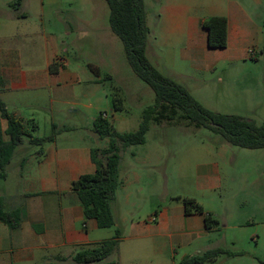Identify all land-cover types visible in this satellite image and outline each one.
I'll use <instances>...</instances> for the list:
<instances>
[{"label":"rangeland","instance_id":"1","mask_svg":"<svg viewBox=\"0 0 264 264\" xmlns=\"http://www.w3.org/2000/svg\"><path fill=\"white\" fill-rule=\"evenodd\" d=\"M18 1L0 0V51H10L12 63L25 71L46 69L57 54L66 59L68 74L77 78L54 87V102L51 88L7 92L0 83L7 101L31 106L21 113L38 123L35 135L49 137L57 126L61 144L105 148L108 141L96 142L92 135L101 115L119 133L139 131L156 94L129 63L123 41L111 28L107 1L23 0L17 5ZM146 5L152 64L208 110L264 125V50L256 58L253 50L247 64H235L227 48L208 47L202 24L226 14L228 1L146 0ZM258 7L263 15L264 3ZM116 98L123 101L122 110H116ZM23 148L16 161L28 153L39 156V148L29 143ZM121 148V220L128 227L134 221L151 223V239L146 240L151 244L144 255L143 246L131 247L134 241L121 243L122 251L114 257L117 264H180L213 247L221 237L217 232L203 238L179 237L183 229H167L153 221L167 210L171 216L185 211L187 198L213 214L220 222L217 229L228 235L224 248L231 254L205 264H264V149L233 146L209 129L169 124H153L145 145ZM16 176L11 170L8 183L0 179V185L14 191ZM99 232L109 238L116 228Z\"/></svg>","mask_w":264,"mask_h":264},{"label":"crops","instance_id":"2","mask_svg":"<svg viewBox=\"0 0 264 264\" xmlns=\"http://www.w3.org/2000/svg\"><path fill=\"white\" fill-rule=\"evenodd\" d=\"M227 1L230 8L223 15L229 21V45L226 53L228 52V58L235 64L241 62L247 64L252 58L253 50L254 58L264 50V14L259 12L258 7L264 3V0ZM194 48L192 44L191 50H195ZM12 59L14 58L10 51H0L2 63L0 83L4 85L2 88L7 92L51 88L53 90L52 102H54V97L57 95L54 87L59 86L61 80L77 81V78L68 74L66 68L58 75L51 73L50 66L55 61H61L66 65V59L57 54L48 60L46 69L42 70L25 71L14 65ZM0 96L3 97L0 98L8 105L10 111L28 120L23 117L21 110L31 106H20V103H15V101H7L3 90L0 91ZM1 129L6 132L8 122L0 114ZM92 135L96 142L100 140L94 130H92ZM5 139H8V136H5ZM59 139L58 137L55 143H51L49 151L46 145L44 154L38 153L39 156H34L28 153L18 161L14 158L8 168V178L3 181L8 183L12 170L13 174L17 175L16 188L12 191L0 185V198L4 199L7 209L22 210L23 223L20 228L12 229L0 220V264H76L74 257L81 248L114 237V235L109 238L101 237L99 231L102 229L99 228L98 222L85 217L81 201L72 189L73 183L81 176L94 174L97 170L92 160L94 143L77 147L61 144ZM23 147L25 145L20 148ZM115 203L113 208L117 224L123 230L124 235L122 244L134 241L131 244L132 248L139 250V245L143 246L144 255L148 254L151 243L146 240L151 239V223L134 221L131 227H128V224L125 223V225V221L121 220L122 210L118 194ZM217 217L220 218V214H217ZM157 221L159 226L163 225L167 229H171L172 225L176 230L183 229L184 233H177L179 237L185 235L187 238L194 239L195 236L203 238L214 232L221 234L213 247L199 253L218 248L227 250L224 244L228 241V235L220 228L209 231L203 215L194 213L187 216L183 211L171 216L170 211L167 210L158 215ZM231 226L233 228L242 227L241 225H229L228 228ZM122 244L120 251H122ZM223 256L227 254L219 259ZM112 262L117 263L115 258ZM122 262H124L123 255Z\"/></svg>","mask_w":264,"mask_h":264},{"label":"trees","instance_id":"3","mask_svg":"<svg viewBox=\"0 0 264 264\" xmlns=\"http://www.w3.org/2000/svg\"><path fill=\"white\" fill-rule=\"evenodd\" d=\"M22 1L19 0L17 5ZM106 1L111 10V28L123 41L127 59L137 76L154 90L156 102L144 111L140 130L135 133L117 132L106 115L95 120V134L101 141L107 140L108 145L92 149V160L97 170L94 174L81 176L73 183L72 189L81 201L85 217L96 220L100 229L116 228V233L111 239L81 248L74 257L76 264H117L112 261L124 239L113 208L118 191L123 185L121 145L124 149L145 145L153 124L205 128L222 135L233 146L264 149V125H257L241 116L223 115L208 110L185 86L167 77L152 64L148 56L150 29L147 24L146 0ZM202 26L208 33L210 49L228 48L229 21L226 17L213 16L204 20ZM65 68L63 62L55 61L50 66V71L53 75H58ZM115 108H124L121 99L116 98ZM0 114L8 122L6 132L0 130V179L6 180L8 168L20 147L29 143L32 148H39L38 153L44 154L46 145L55 143L60 131L55 126V132L51 136L37 137L35 133L39 130L38 123L35 120H25L10 111L1 98ZM185 212L187 216L194 213L203 215L209 231L220 225L219 220L207 213L195 199H185ZM0 220L12 229H18L23 223V212L20 209H7L4 199L0 198ZM224 254L231 253L222 248L212 249L202 255L186 257L180 264L216 262Z\"/></svg>","mask_w":264,"mask_h":264},{"label":"built area","instance_id":"4","mask_svg":"<svg viewBox=\"0 0 264 264\" xmlns=\"http://www.w3.org/2000/svg\"><path fill=\"white\" fill-rule=\"evenodd\" d=\"M153 221H154V222H156V221H157V219H156V218H154V219H153Z\"/></svg>","mask_w":264,"mask_h":264}]
</instances>
